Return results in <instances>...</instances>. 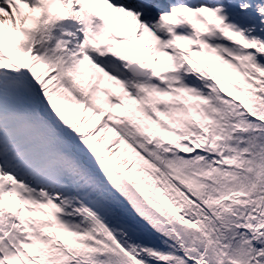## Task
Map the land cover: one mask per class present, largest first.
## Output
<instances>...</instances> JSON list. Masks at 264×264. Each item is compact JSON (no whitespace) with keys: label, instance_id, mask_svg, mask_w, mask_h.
I'll use <instances>...</instances> for the list:
<instances>
[{"label":"snow or ice","instance_id":"6c2138e0","mask_svg":"<svg viewBox=\"0 0 264 264\" xmlns=\"http://www.w3.org/2000/svg\"><path fill=\"white\" fill-rule=\"evenodd\" d=\"M0 264H264V0H0Z\"/></svg>","mask_w":264,"mask_h":264},{"label":"trees","instance_id":"16d2710c","mask_svg":"<svg viewBox=\"0 0 264 264\" xmlns=\"http://www.w3.org/2000/svg\"><path fill=\"white\" fill-rule=\"evenodd\" d=\"M229 75H232V73H228Z\"/></svg>","mask_w":264,"mask_h":264}]
</instances>
